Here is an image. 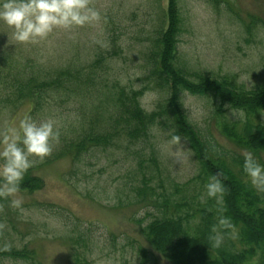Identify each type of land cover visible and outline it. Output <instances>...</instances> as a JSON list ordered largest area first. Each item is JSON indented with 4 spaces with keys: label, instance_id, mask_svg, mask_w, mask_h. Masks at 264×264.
<instances>
[{
    "label": "rangeland",
    "instance_id": "obj_1",
    "mask_svg": "<svg viewBox=\"0 0 264 264\" xmlns=\"http://www.w3.org/2000/svg\"><path fill=\"white\" fill-rule=\"evenodd\" d=\"M167 3L91 0L101 14L92 25L57 29L39 45H21L13 44L7 38L9 29L0 24V43L5 40L17 52L51 67L84 65L98 54L117 50L100 71L127 88L149 86L141 102L151 112L162 93L152 88L147 77V57L155 29L166 21ZM180 4L185 18L178 45L181 63L214 77L233 76L247 88L264 82V0H181ZM183 103L202 139L217 145L228 161L246 151L221 129L225 119L243 121L242 111L224 106L221 113L213 97L187 92ZM77 107L53 102L36 120L51 118L61 129L80 112ZM31 108L27 103L15 114L0 116V133L18 125ZM171 132L157 124L147 140L118 138L113 145L90 150L77 162L64 157L39 168L36 173L45 186L20 192L22 212L11 207L8 198L6 204L0 203L9 231L0 232V245L12 241L17 247L34 248L43 264H74L77 253L85 255L89 264H172L150 244L143 228L156 217L186 212L195 213L191 220L195 224L198 202H205L207 196L206 175L189 141L180 137L181 151L173 153L167 143ZM254 156L264 165V153ZM218 234L221 244L231 250L244 248L237 229L227 236ZM0 264L27 263L0 259Z\"/></svg>",
    "mask_w": 264,
    "mask_h": 264
},
{
    "label": "trees",
    "instance_id": "obj_2",
    "mask_svg": "<svg viewBox=\"0 0 264 264\" xmlns=\"http://www.w3.org/2000/svg\"><path fill=\"white\" fill-rule=\"evenodd\" d=\"M180 3L181 0H168L166 21H161L155 29L149 49L146 74L152 80V88L162 93L151 112L141 102L149 86L127 88L102 72L104 63L117 55V50L108 55L98 54L84 65L51 67L17 52L5 40L0 43L2 119L15 114L27 103L32 105L28 116L35 120L42 117L53 102L75 103L80 110L67 126L59 129V140L53 144L51 153L43 160L35 159L21 183V191L34 192L45 186L36 170L47 164L64 157L77 162L90 150L113 145L122 137L130 142L147 140L154 126L160 124L172 130L170 136L179 135L189 141L206 175V183L209 177L218 175L223 194L220 202L208 197L205 202H198L200 215L195 224L191 221L195 213L156 217L143 228L150 244L172 264H264V191H257L248 182L242 169V155L228 161V155L221 153L217 145L202 139L183 103L187 92L213 97L221 113L225 111L224 106L242 111L245 119H225L221 124L222 133L238 147L259 155L264 153V82L247 88L233 76L214 77L181 63L178 45L185 18ZM4 200L0 198V203L6 204ZM220 216L230 218L231 228L217 225ZM5 218L0 207L2 235L9 233ZM214 225L217 233L225 236L237 229L244 248L233 251L222 244L214 247ZM0 259L43 264L34 248L17 247L12 241L1 243ZM73 260L74 264H89L80 253L75 254Z\"/></svg>",
    "mask_w": 264,
    "mask_h": 264
},
{
    "label": "clouds",
    "instance_id": "obj_3",
    "mask_svg": "<svg viewBox=\"0 0 264 264\" xmlns=\"http://www.w3.org/2000/svg\"><path fill=\"white\" fill-rule=\"evenodd\" d=\"M100 12L91 0H0V24L9 29L7 38L13 44L39 45L57 29L71 30L92 25L100 19ZM241 120L244 113L240 114ZM59 129L51 118L35 120L30 116L19 120L18 125L0 133V198H8L10 206L23 211L20 195L21 183L35 159L43 160L59 140ZM180 136L172 135L167 143L173 153L181 151ZM176 146V151H173ZM242 169L248 182L264 191V165L251 151L242 152ZM208 198L222 200L223 187L219 176H211L205 184ZM217 225L231 228L230 218L220 216ZM213 246L219 247L221 237L214 225ZM7 247V246H5Z\"/></svg>",
    "mask_w": 264,
    "mask_h": 264
}]
</instances>
